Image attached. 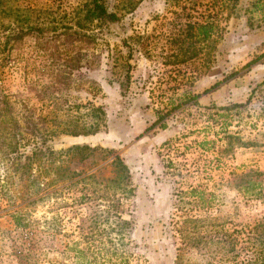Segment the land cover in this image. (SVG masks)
Instances as JSON below:
<instances>
[{
    "label": "rangeland",
    "instance_id": "374dc122",
    "mask_svg": "<svg viewBox=\"0 0 264 264\" xmlns=\"http://www.w3.org/2000/svg\"><path fill=\"white\" fill-rule=\"evenodd\" d=\"M85 1L0 0V264H257L264 0Z\"/></svg>",
    "mask_w": 264,
    "mask_h": 264
},
{
    "label": "trees",
    "instance_id": "16d2710c",
    "mask_svg": "<svg viewBox=\"0 0 264 264\" xmlns=\"http://www.w3.org/2000/svg\"><path fill=\"white\" fill-rule=\"evenodd\" d=\"M105 0H86L83 2L80 6L76 7L78 11L76 13L78 14L76 18V25L80 28H84L86 24H93L96 22L97 26H100L101 24L108 22V21H116L118 19L117 15L113 12H108L105 7ZM214 25L213 21H209L206 24L198 25L199 30L196 32V36L198 37L200 35H203V39H208L211 36L210 29H212ZM34 28H27V30H24V32H18L16 34V37L24 35L25 33L29 32ZM69 34H78V36L82 37H89L91 35H88L86 32H80L76 30H72ZM181 40L180 45L178 46L179 53L184 57L182 59H188L192 58L194 55H196V50H193L191 53L186 54L188 52L187 48H183V42L184 39H181V37L177 38ZM219 82H216L213 87H216ZM98 110V109H97ZM98 130V125L95 124V126H83L79 130H71L70 134L73 136L78 135H86L90 133H95ZM119 162L122 163V160L119 159ZM123 168H125V165L122 163ZM261 174L259 172L252 171L251 173H247L245 175V185H243V189L245 193H248L250 197L253 198H260L263 196L262 191V180L257 179V176ZM254 175V177H252ZM256 176V177H255ZM248 177V178H247ZM22 216L20 214H17L14 217L15 224L19 227H26L28 225L27 222H22ZM251 231V232H250ZM248 232L249 234H254L257 236L259 244H260V253L258 257H255V261L257 264H264V224L258 223L253 228H251ZM246 239V238H244ZM231 241V239H229Z\"/></svg>",
    "mask_w": 264,
    "mask_h": 264
},
{
    "label": "crops",
    "instance_id": "0c3cea01",
    "mask_svg": "<svg viewBox=\"0 0 264 264\" xmlns=\"http://www.w3.org/2000/svg\"><path fill=\"white\" fill-rule=\"evenodd\" d=\"M220 84L222 85V86L220 87V91H221V89L224 90V96H223V97H220V99L225 101V95H226V93L228 92L227 89H228V87H229L230 84L228 85V81L223 82V83H220ZM220 84L218 83L217 86H219ZM217 86H216V87H217ZM216 87H213V88L215 89ZM220 91H219V92H220ZM214 92H215V91H214ZM214 92H213V93H214ZM199 96H200V95H199ZM227 101H230V98L227 97Z\"/></svg>",
    "mask_w": 264,
    "mask_h": 264
}]
</instances>
